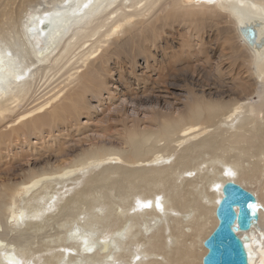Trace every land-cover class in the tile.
<instances>
[{
    "label": "bare ground",
    "instance_id": "obj_1",
    "mask_svg": "<svg viewBox=\"0 0 264 264\" xmlns=\"http://www.w3.org/2000/svg\"><path fill=\"white\" fill-rule=\"evenodd\" d=\"M242 9L264 18V0H0V264H202L226 181L258 198L239 235L264 264V55ZM179 35L205 75L140 84L137 58L172 63Z\"/></svg>",
    "mask_w": 264,
    "mask_h": 264
},
{
    "label": "water",
    "instance_id": "obj_2",
    "mask_svg": "<svg viewBox=\"0 0 264 264\" xmlns=\"http://www.w3.org/2000/svg\"><path fill=\"white\" fill-rule=\"evenodd\" d=\"M220 1V0H218ZM237 30L256 56L264 55V18L249 10L238 12ZM222 197L216 206L218 223L204 240L206 253L202 264H251L247 243L248 232L256 227L260 219V205L257 196L241 184L226 181Z\"/></svg>",
    "mask_w": 264,
    "mask_h": 264
},
{
    "label": "rangeland",
    "instance_id": "obj_3",
    "mask_svg": "<svg viewBox=\"0 0 264 264\" xmlns=\"http://www.w3.org/2000/svg\"><path fill=\"white\" fill-rule=\"evenodd\" d=\"M184 31V30H183ZM182 31V32H183ZM175 41L173 43H169V45L167 46V48L165 47V49L162 48V51L164 50V55L166 58H171L173 61L172 63L166 62V61H162L160 59H157L155 63H153L151 61V64H146V60L142 57H138L137 60H139V67H137V71L139 73H141L142 75V79L140 84L142 85H146L147 87H151L155 82L154 80H157L159 78H162V75L167 73L171 74V77L167 78V80H172V79H184L185 75H192V71L193 69L198 70L197 72H194L193 74H201V75H205V70L199 68L201 66V63L198 59H196V56L194 54H192V56L190 55V58L188 59L186 56V54H181L180 50L181 47L179 46V41L178 38H181V36L179 35V37H174ZM223 41L219 40V41H212V46L208 45V49H206V53L207 52L213 53V64L216 63L218 61V56L221 54L222 50L225 52H227V50L225 49V47H223ZM215 52V53H214ZM175 53L174 56H172V54ZM160 55V54H159ZM204 57V56H201ZM227 57V56H226ZM169 61V59H168ZM225 62H227V64H229L230 62V58L225 59ZM115 77L118 78L117 73H115ZM117 80V79H116ZM228 81H230L229 79H227ZM115 82V81H114ZM122 88V86L120 87ZM112 89L114 90L115 88L112 87ZM142 89H139V91H142ZM119 91L117 90L115 92V94L117 95ZM104 96H107L106 92L104 93ZM126 98H128L126 96ZM128 100V99H127ZM91 103H93L94 106L97 105V101L95 99L90 100ZM120 101H117L114 105L119 104ZM134 106L139 107V105H133L131 103H129L128 108H129V113H132V108ZM99 108V105H98ZM114 115L113 112H108L107 115ZM116 116V115H114ZM101 116H99L98 118H100ZM94 125H104L106 127H109V130L113 131L114 127H115V123H112L111 121L109 122H105V123H95ZM93 125V126H94Z\"/></svg>",
    "mask_w": 264,
    "mask_h": 264
}]
</instances>
